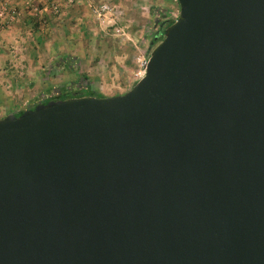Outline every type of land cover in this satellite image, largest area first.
Segmentation results:
<instances>
[{
	"label": "water",
	"instance_id": "water-1",
	"mask_svg": "<svg viewBox=\"0 0 264 264\" xmlns=\"http://www.w3.org/2000/svg\"><path fill=\"white\" fill-rule=\"evenodd\" d=\"M123 95L0 119V264H264V0H177Z\"/></svg>",
	"mask_w": 264,
	"mask_h": 264
},
{
	"label": "rangeland",
	"instance_id": "rangeland-1",
	"mask_svg": "<svg viewBox=\"0 0 264 264\" xmlns=\"http://www.w3.org/2000/svg\"><path fill=\"white\" fill-rule=\"evenodd\" d=\"M178 16L177 0H0V119L62 89L127 93Z\"/></svg>",
	"mask_w": 264,
	"mask_h": 264
},
{
	"label": "trees",
	"instance_id": "trees-1",
	"mask_svg": "<svg viewBox=\"0 0 264 264\" xmlns=\"http://www.w3.org/2000/svg\"><path fill=\"white\" fill-rule=\"evenodd\" d=\"M174 21H169L168 26H170ZM69 66V65H68ZM63 91H59L58 93H55L57 95H49V96H42V98H40V100L37 102L36 105H34V107L32 109L35 108V106L39 105V104H46L50 101H57V100H65L68 98H73L75 96H72L73 94L67 93V91H65V89H62ZM69 94V95H68ZM77 95H79L80 97H93L94 95L89 91V88L86 86H82L79 93H77ZM102 97V96H99ZM23 112H19L14 114L15 116H20Z\"/></svg>",
	"mask_w": 264,
	"mask_h": 264
},
{
	"label": "built area",
	"instance_id": "built-area-1",
	"mask_svg": "<svg viewBox=\"0 0 264 264\" xmlns=\"http://www.w3.org/2000/svg\"><path fill=\"white\" fill-rule=\"evenodd\" d=\"M177 20V17L173 20L174 22ZM148 62V61H147ZM146 65H147V63H146ZM146 65H145V69H146Z\"/></svg>",
	"mask_w": 264,
	"mask_h": 264
},
{
	"label": "flooded vegetation",
	"instance_id": "flooded-vegetation-1",
	"mask_svg": "<svg viewBox=\"0 0 264 264\" xmlns=\"http://www.w3.org/2000/svg\"><path fill=\"white\" fill-rule=\"evenodd\" d=\"M32 109V108H31Z\"/></svg>",
	"mask_w": 264,
	"mask_h": 264
}]
</instances>
